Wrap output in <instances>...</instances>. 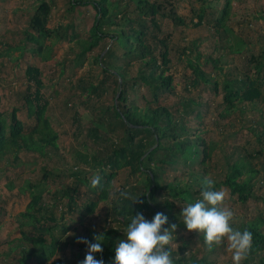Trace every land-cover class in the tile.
I'll return each mask as SVG.
<instances>
[{
  "label": "trees",
  "instance_id": "obj_1",
  "mask_svg": "<svg viewBox=\"0 0 264 264\" xmlns=\"http://www.w3.org/2000/svg\"><path fill=\"white\" fill-rule=\"evenodd\" d=\"M180 1L66 0L68 13L81 14L82 9L87 7L94 11L88 43L83 44L76 56L80 60L79 65L83 66L86 57L104 42L106 44L101 53L108 48L102 57L100 53L94 59L100 72L99 78L95 81L81 79L77 86L84 101L79 103L74 120L87 133L82 142L84 151L73 153V163L61 153L58 133L47 116L41 71L27 61L25 73L31 95L24 97V106L34 119L33 127L26 131L16 109L9 119L0 112V161L7 158L18 161L21 152L37 154L36 158H32V163L42 160L41 179L35 184L27 182L21 189V192L27 191L30 202L21 214L26 222L16 223L20 238L9 242L15 244L12 250L15 249L18 257L13 264H74L61 259L48 262L60 249L57 233L65 235L68 232L64 223L59 224V221L63 220L64 215L72 213L83 186L96 198L83 208L84 213L93 215L99 202L111 200L110 214L106 220L111 225L108 223L100 233L89 230L86 237L78 234L72 236L70 247L75 258L84 256L87 250L81 238L94 242L93 238L102 234L105 236L104 251L97 254V258H102L105 264H113L116 243L123 238L132 214L142 211L148 219L156 212H164L170 224L178 225L177 244L171 247L175 264H211L210 257L216 253L217 247L210 251L204 244L202 233L188 232L180 213L183 206L199 198L203 180L212 171L208 163L212 162L216 145L198 135L188 124L191 116L197 119L201 117L196 101L188 99L181 102V109L175 111L165 103L166 98L173 96L176 87L169 37L163 35V24L167 20L176 27L185 26V20L176 10ZM198 1L202 6L196 14V25L207 19L209 9L208 1ZM53 6V0L41 1L24 33V41L36 45V49H31L29 53H36L47 61L51 58L53 43L73 42L77 38L75 34H69L72 24L60 25L55 29L47 27ZM232 9V0H224L218 16L215 17L214 11L209 15L211 20H208L212 21L214 32L220 40L231 31L228 23ZM46 41L52 42L47 45ZM242 44V41H238L228 47L230 52L240 54L239 65L227 70L221 56L213 57L210 54L203 64H207L211 72H204L200 62L202 56L198 55L197 63L190 66L192 76L186 90L190 92L191 86L202 82L212 85L217 92L219 83L214 81L216 74H209L218 72L219 75L224 73V110H243L248 106L253 108L256 102L264 103V90H261L264 79L260 78L264 69V53L247 59L241 52ZM10 51L19 52V57L25 59L28 50L21 46H8L4 53L0 52V58L9 56ZM118 92L120 95L117 98ZM262 126L256 128L261 129ZM262 133L264 136V130ZM49 161H53L51 167ZM59 169L61 174L71 179V183L55 192L51 203H46L43 200L45 179L57 176L53 171ZM121 170L127 172L126 180L131 179L132 182L127 180L110 196L112 182ZM167 173H171V179H167ZM95 174L101 182L93 187L92 180L97 177ZM179 174L187 176L188 180L182 183ZM257 174L251 163L242 157L236 162L227 161L224 178L214 180L215 188H225L230 196H235L243 204L252 199L264 202V196L257 194V182L254 181ZM5 188L11 190L12 185ZM181 203L182 206L177 205ZM50 207L61 212L59 219L47 216ZM13 226L15 223L10 224V228ZM234 226L242 231H250L253 236L246 264H264V256H261L264 253V215L249 221L242 220ZM66 245L69 243L66 242Z\"/></svg>",
  "mask_w": 264,
  "mask_h": 264
},
{
  "label": "rangeland",
  "instance_id": "obj_2",
  "mask_svg": "<svg viewBox=\"0 0 264 264\" xmlns=\"http://www.w3.org/2000/svg\"><path fill=\"white\" fill-rule=\"evenodd\" d=\"M41 1L43 0H0V52L4 53L8 46H21L28 50L25 59L19 57V52L15 51H10L9 56L0 58V112L9 119L10 114L16 109L17 116L24 123L26 131L33 127L34 119L29 116L24 106V97L31 95L25 73L28 61L41 71V78L45 85L42 96L43 102H47V116L51 126L58 133L57 142L61 153L73 163V153L84 151L82 142L87 133V130L74 120L79 103L84 101L77 86L81 79L95 81L99 78L100 72L94 64V59L101 53L106 42L86 57L83 66L79 65L80 60L76 56L80 53L83 44L88 43V31L93 23L94 11L91 7H87L82 9L81 14H71L66 11L68 7L66 0H53L54 6L47 27L55 29L60 25L72 24L69 34H75L77 38L73 42L53 43L51 58L48 61L41 59L36 53L30 54V50L36 49V45L27 44L24 41V33L28 28L30 17ZM206 1L209 7L207 19L201 24L196 25L198 23L196 14L202 6L198 0H181L178 3L176 10L178 15L185 20V26L176 27L167 20L163 24V35L169 37L170 55L173 60L172 72L176 87L173 96L166 98L165 103L173 107V111L181 109L180 103L188 99L199 104L198 111L201 112V117L197 119L191 116L188 118V124L197 131L198 135H202L207 141L216 145L212 162L208 163L212 169L207 175L208 178L213 181L223 180L226 162H236L242 157L258 172L254 178L257 182V194L264 196V136L262 135L264 103L256 102L253 108L251 106L242 107L243 110L239 108L224 110L225 103L222 101L224 73L222 75L218 72L209 74H216L214 81L219 83L217 92L214 91L212 85H205L202 82L191 86L190 92L186 90L192 76L190 66L197 63L198 55L202 56L200 58L202 70L209 73L211 72L210 67L203 63L210 54L213 57L221 56L226 70L239 65L240 52L233 53L228 48L238 41L243 42L241 52L247 59L264 53V0H232L233 9L228 23L231 31L223 40L215 34L209 15L214 11L217 17L224 0ZM51 42L46 41L45 44L50 45ZM104 54L105 52L101 53V57ZM260 78L264 79V69ZM261 86V90H264V82ZM258 123L260 126L263 125L261 129L256 128L259 127ZM36 157L37 154L21 152L18 161L11 158L0 161V264H13V261L18 259L15 249L12 250L15 244L9 242L20 238L16 223L26 222L21 214L26 211L30 198L27 191L21 192V189L27 182L35 184L41 179L42 160L32 163V158ZM49 162L48 165L51 167L53 161ZM53 172L57 176L45 179L43 200L46 203H51L53 194L71 183L70 178L61 174V169ZM167 174V179H171V173ZM126 177L127 172L121 170L112 182L110 196L127 182ZM179 179L185 183L188 177L179 174ZM129 180L132 182L131 179ZM10 183L12 189L7 190L5 187L11 188ZM219 189H223L227 194L225 206L233 209L236 214L235 225L242 220L249 221L264 215L263 201L252 199L243 204L235 196H230L225 188L220 187L217 190ZM91 201H96L95 196L85 186L81 187L74 210L64 215L63 220L59 221V224L64 223L68 232L65 235L57 233L60 249L48 263L54 259L74 264L83 261L87 250L84 256L75 258L70 247L73 243L72 236L78 234L86 237L89 230L93 233H100L104 227L108 226V223L111 225V222L106 221L110 214L111 200L99 202L94 214L87 215L83 208ZM177 205L182 206L183 204ZM60 215L61 212L54 211L53 207H50L47 212V216L57 219ZM11 223H15L12 228H10ZM66 242L69 245H66ZM74 245L77 246L75 243ZM216 249V253L210 257L211 264H231L225 247L221 245ZM74 251L77 252L76 249ZM261 256H264V253Z\"/></svg>",
  "mask_w": 264,
  "mask_h": 264
},
{
  "label": "clouds",
  "instance_id": "obj_3",
  "mask_svg": "<svg viewBox=\"0 0 264 264\" xmlns=\"http://www.w3.org/2000/svg\"><path fill=\"white\" fill-rule=\"evenodd\" d=\"M100 182V177H94L93 187ZM226 195L223 189L215 188L212 179L205 177L199 198L183 206L180 217L188 232L203 234L204 244L210 251L223 245L231 264H246L253 236L250 231L234 226L236 214L225 206ZM177 228V224L169 223L164 212H156L148 219L142 211H136L123 238L115 245L113 264H175L171 247L177 244ZM104 237L96 235L94 242L81 238L87 246V254L81 264H105L102 258H97V254L104 251Z\"/></svg>",
  "mask_w": 264,
  "mask_h": 264
},
{
  "label": "water",
  "instance_id": "obj_4",
  "mask_svg": "<svg viewBox=\"0 0 264 264\" xmlns=\"http://www.w3.org/2000/svg\"><path fill=\"white\" fill-rule=\"evenodd\" d=\"M108 50V48L106 49V51ZM105 51V52H106ZM120 84H122V80H120ZM119 95H120V92H118V94H117V98L119 97ZM153 150V148L151 149V151Z\"/></svg>",
  "mask_w": 264,
  "mask_h": 264
}]
</instances>
